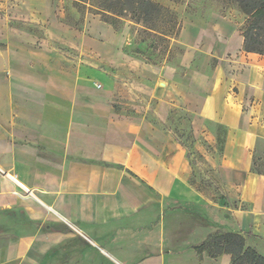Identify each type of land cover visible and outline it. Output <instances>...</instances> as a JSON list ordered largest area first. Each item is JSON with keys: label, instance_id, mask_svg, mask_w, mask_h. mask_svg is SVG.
Returning <instances> with one entry per match:
<instances>
[{"label": "crops", "instance_id": "0c3cea01", "mask_svg": "<svg viewBox=\"0 0 264 264\" xmlns=\"http://www.w3.org/2000/svg\"><path fill=\"white\" fill-rule=\"evenodd\" d=\"M57 16L52 0H0V264H229V254L193 250L216 231L264 256V169L253 170L254 159L264 163V56L244 52L240 24L218 14L182 23L173 44L184 86L174 99L176 69L122 53V32L108 37L112 55L97 46L99 65L130 81L105 70L97 88L9 24L44 25L71 45ZM125 91L152 99L157 123L174 107L189 115L195 150L237 207L196 191L188 151L169 131L112 109ZM187 212L196 225L166 228ZM171 232L182 245L172 248Z\"/></svg>", "mask_w": 264, "mask_h": 264}, {"label": "rangeland", "instance_id": "374dc122", "mask_svg": "<svg viewBox=\"0 0 264 264\" xmlns=\"http://www.w3.org/2000/svg\"><path fill=\"white\" fill-rule=\"evenodd\" d=\"M54 2V13H59L57 16L58 23H62L63 26L66 27V30L70 33L71 45H66L63 43H58L52 41L48 38L47 29L44 25L38 23H26L21 24L20 21H11L9 24L15 28L21 29L23 32L32 35L34 39L38 42H42L50 50L51 55V64L57 69H62L67 72H71L74 74H78L82 78L91 79L92 82H96L95 87L97 85L104 84V80L101 78L99 72L104 73V71H108V74L121 77L126 81H130L128 74L120 69L115 70L114 68H104V66L100 64V49L97 50V46L101 48L104 55L109 56L112 55V44L110 43V39L108 37L113 33V29L111 26L107 25L103 21H100V17L97 15H93L88 13L85 16L83 26L80 30L73 29L70 26H67L63 23L65 20H70L72 23L78 20L81 17V13L76 10L73 2L75 0H52ZM154 2L162 5L165 8H168L170 11L175 12L177 14L178 21L183 22H193L199 26H203L206 22V19L210 15H224L229 19H233L237 21L239 24L242 23V18L239 16L233 8L221 4L217 0H153ZM3 13V12H2ZM1 13V14H2ZM129 29L130 24L125 23L123 29L121 30L122 34L120 38L124 39L125 46L126 42L130 41L129 38ZM85 39L89 44H81V41ZM113 43V42H112ZM115 42L113 43V45ZM82 45V46H81ZM121 47V48H122ZM134 46H128V48H133ZM180 59V55L177 51L174 52L172 58L161 57L157 58L156 62L159 66L168 64L176 69V79L177 84L175 89L172 92L171 98L176 99L182 95L184 79H182L184 74V69L180 67L178 64ZM154 101L147 98L144 95H141L135 91L127 92L119 94L116 98L113 99L111 105L112 109L118 113H123L126 115H142L148 121L150 120L152 123L156 124L161 129L169 131L172 137H176L180 139L186 149L190 151V164L193 166L192 171V186L195 187L196 191L201 193L208 201L213 203L224 202L226 199V188L221 186L215 178L213 169L209 167L204 161V159L200 156V154L195 150L193 143L195 140L190 135L189 131V120L190 117L187 113L179 108H173L169 115L168 122L163 124V126L159 125L152 114V105ZM146 110H143V109ZM200 144L203 142L200 141ZM232 190V189H231ZM234 192V191H233ZM226 201L224 202V204ZM230 206H235V202L226 203ZM242 207H245L243 204ZM184 218H180V225L175 218L170 216L166 221V228L170 231H173L175 228H181L182 230H188L191 225H196L197 219L191 217L189 212L185 214ZM204 215V213H201ZM168 231V230H167ZM173 232L170 233L169 237L171 238V242L174 244V241L180 240L176 239ZM178 246L182 245V241L177 243ZM174 244H168V247L174 248L177 246ZM167 247V248H168Z\"/></svg>", "mask_w": 264, "mask_h": 264}, {"label": "trees", "instance_id": "16d2710c", "mask_svg": "<svg viewBox=\"0 0 264 264\" xmlns=\"http://www.w3.org/2000/svg\"><path fill=\"white\" fill-rule=\"evenodd\" d=\"M217 1L233 8L241 16L243 21L239 30L243 37L244 52L264 56V0ZM73 4L81 13V17L74 23L70 20L63 21L65 25L73 29L80 30L88 13L99 16L100 21L111 26L116 33L121 32L125 23L130 24V41L126 42L121 51L131 58L134 57L145 64L161 67L156 62L157 58L170 59L175 51L180 56L183 53L178 46L173 44L181 27L177 14L153 0H75ZM19 23L26 24L25 22ZM128 46L134 47L131 49ZM165 65L168 64L165 63ZM158 124L163 126L161 123ZM220 130L221 127H217V132ZM174 138L184 146L180 139ZM186 157L190 161V151L187 152ZM263 169L264 163L254 159V172L262 174ZM193 250L199 255L205 253L210 258L229 254V264H264V256L246 246L242 235L230 232L211 233L206 240L194 246Z\"/></svg>", "mask_w": 264, "mask_h": 264}, {"label": "built area", "instance_id": "2783aa9c", "mask_svg": "<svg viewBox=\"0 0 264 264\" xmlns=\"http://www.w3.org/2000/svg\"><path fill=\"white\" fill-rule=\"evenodd\" d=\"M97 88H101V85H97Z\"/></svg>", "mask_w": 264, "mask_h": 264}]
</instances>
